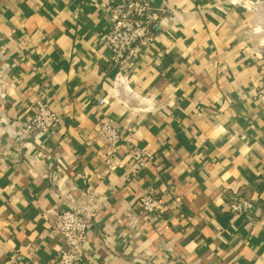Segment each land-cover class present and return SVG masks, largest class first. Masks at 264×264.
I'll use <instances>...</instances> for the list:
<instances>
[{
    "label": "crops",
    "instance_id": "crops-1",
    "mask_svg": "<svg viewBox=\"0 0 264 264\" xmlns=\"http://www.w3.org/2000/svg\"><path fill=\"white\" fill-rule=\"evenodd\" d=\"M150 1L115 66L112 0H0V264H55L62 211L94 215L86 264H264V0ZM39 101L61 121L30 133Z\"/></svg>",
    "mask_w": 264,
    "mask_h": 264
},
{
    "label": "built area",
    "instance_id": "built-area-1",
    "mask_svg": "<svg viewBox=\"0 0 264 264\" xmlns=\"http://www.w3.org/2000/svg\"><path fill=\"white\" fill-rule=\"evenodd\" d=\"M112 26L105 37V47L111 53V61L115 66H126L138 59L155 40L154 25L160 16L152 7L150 0H112ZM257 99L264 104V84L257 91ZM105 104L100 101L99 106ZM61 121L58 113L50 106L39 101L36 112L24 124V128L32 132L46 133ZM99 135L115 143L119 139V130L111 120L104 119L99 125ZM153 159L145 155L133 165L134 173L146 168ZM242 201L233 200L231 208L234 213H242ZM140 204L148 215L163 211L161 201L154 193L144 195ZM94 220L93 214H81L76 211H62L57 216V224L52 234L59 236L65 249L57 253L55 264H86V244L89 229Z\"/></svg>",
    "mask_w": 264,
    "mask_h": 264
}]
</instances>
